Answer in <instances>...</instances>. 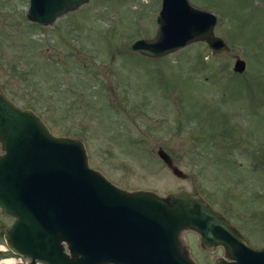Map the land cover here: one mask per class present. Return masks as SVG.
Masks as SVG:
<instances>
[{
  "label": "rangeland",
  "instance_id": "rangeland-1",
  "mask_svg": "<svg viewBox=\"0 0 264 264\" xmlns=\"http://www.w3.org/2000/svg\"><path fill=\"white\" fill-rule=\"evenodd\" d=\"M27 1L0 0L5 95L21 107L32 101L51 133L79 138L88 165L117 186L196 191L248 243L264 247V0H188L215 14L213 32L229 51L212 54L197 40L160 57L126 48L153 35L160 0H87L33 28L25 25ZM24 34L38 41L40 55H53L33 79L39 89L8 70L18 57L28 61ZM235 57L244 60L241 72L231 68ZM158 146L184 177L161 161ZM8 220L0 216V226ZM180 239L197 264L223 257L221 246L204 248L194 231ZM4 246L0 264L9 258Z\"/></svg>",
  "mask_w": 264,
  "mask_h": 264
},
{
  "label": "water",
  "instance_id": "water-1",
  "mask_svg": "<svg viewBox=\"0 0 264 264\" xmlns=\"http://www.w3.org/2000/svg\"><path fill=\"white\" fill-rule=\"evenodd\" d=\"M87 0H28L25 17L39 25ZM213 12L188 0H160L150 37L126 48L160 57L202 40L212 54L229 46L214 34ZM232 70L244 60L235 57ZM156 154L173 174H185L161 147ZM0 212L6 248L47 264H197L180 250L179 233L191 230L201 246H221L212 264H264V247L248 243L235 225L198 192L178 189L159 195L123 189L90 167L83 142L55 135L28 107L0 89Z\"/></svg>",
  "mask_w": 264,
  "mask_h": 264
},
{
  "label": "trees",
  "instance_id": "trees-1",
  "mask_svg": "<svg viewBox=\"0 0 264 264\" xmlns=\"http://www.w3.org/2000/svg\"><path fill=\"white\" fill-rule=\"evenodd\" d=\"M25 25L28 28H33L34 26H37L38 24L35 22H26ZM20 43V47H22L20 49V51H24L27 50V52H29L28 55L25 56V59L28 60L27 62H23V58L18 57L16 58L17 63L15 62H11L9 64L8 70L10 72L16 71L18 75H23V77H21L23 80H25L26 84L29 86H32L33 89H39V87L37 86V84L33 81V79H35L36 74H38V72H40L41 70V66L43 65L44 67L46 66H51L54 62L53 60V55L51 57V55H49V57L46 55H40L42 54L40 51H38V41H33V39L29 38L26 34H24L21 37V40L19 41ZM72 45V44H71ZM42 56V57H41ZM196 63H201V58L200 56L196 57ZM0 88L3 89V91H5V93L9 94L8 91V86L6 85V83L4 82H0ZM48 91L46 90L45 94ZM11 99L14 100V98L11 97ZM16 101V100H14ZM23 107H29L31 109H36V105L32 102V101H27V100H23ZM40 112L38 111L37 114H39Z\"/></svg>",
  "mask_w": 264,
  "mask_h": 264
},
{
  "label": "flooded vegetation",
  "instance_id": "flooded-vegetation-1",
  "mask_svg": "<svg viewBox=\"0 0 264 264\" xmlns=\"http://www.w3.org/2000/svg\"><path fill=\"white\" fill-rule=\"evenodd\" d=\"M0 216L9 219L8 222L3 223V224H1V226H0V238H1V240H2L1 243H0V247L3 248V244L5 245V243H4V239H3V231H4L5 226L11 221V217L6 216V215L2 214L1 212H0ZM186 230H187V229H186ZM180 233H181V231H180ZM180 233H179V244H180V250L186 252V249H185V247H184V245H183V243H182V241H181V239H180ZM2 243H3V244H2ZM4 247H5V250L3 251L4 254H2V256H5V255H7V254H9V255L12 254V253L6 248V246H4ZM0 251H1V250H0Z\"/></svg>",
  "mask_w": 264,
  "mask_h": 264
},
{
  "label": "bare ground",
  "instance_id": "bare-ground-1",
  "mask_svg": "<svg viewBox=\"0 0 264 264\" xmlns=\"http://www.w3.org/2000/svg\"><path fill=\"white\" fill-rule=\"evenodd\" d=\"M9 258H5L2 263L4 264H15V259L13 257L8 256Z\"/></svg>",
  "mask_w": 264,
  "mask_h": 264
},
{
  "label": "built area",
  "instance_id": "built-area-1",
  "mask_svg": "<svg viewBox=\"0 0 264 264\" xmlns=\"http://www.w3.org/2000/svg\"><path fill=\"white\" fill-rule=\"evenodd\" d=\"M2 259V258H1ZM15 263H16V261H15ZM36 263H38V264H45V263H42V262H36Z\"/></svg>",
  "mask_w": 264,
  "mask_h": 264
}]
</instances>
